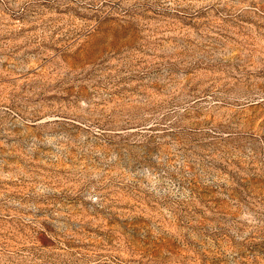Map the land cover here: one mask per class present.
Here are the masks:
<instances>
[{"label":"rangeland","instance_id":"1","mask_svg":"<svg viewBox=\"0 0 264 264\" xmlns=\"http://www.w3.org/2000/svg\"><path fill=\"white\" fill-rule=\"evenodd\" d=\"M0 264H264V0H0Z\"/></svg>","mask_w":264,"mask_h":264}]
</instances>
